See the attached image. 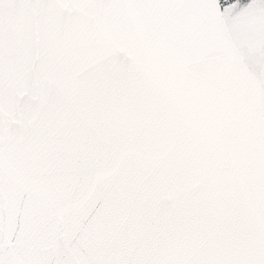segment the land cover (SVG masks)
I'll list each match as a JSON object with an SVG mask.
<instances>
[{
	"label": "water",
	"instance_id": "1",
	"mask_svg": "<svg viewBox=\"0 0 264 264\" xmlns=\"http://www.w3.org/2000/svg\"><path fill=\"white\" fill-rule=\"evenodd\" d=\"M21 3L0 264H264V0Z\"/></svg>",
	"mask_w": 264,
	"mask_h": 264
},
{
	"label": "snow or ice",
	"instance_id": "2",
	"mask_svg": "<svg viewBox=\"0 0 264 264\" xmlns=\"http://www.w3.org/2000/svg\"><path fill=\"white\" fill-rule=\"evenodd\" d=\"M218 7L219 20L224 21L228 17V10L231 6L239 4V10H243L249 5L250 0H215ZM23 7L21 0H0V22L8 18L9 11Z\"/></svg>",
	"mask_w": 264,
	"mask_h": 264
}]
</instances>
